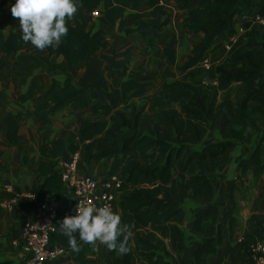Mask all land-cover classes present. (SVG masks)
Returning <instances> with one entry per match:
<instances>
[{
    "label": "trees",
    "instance_id": "16d2710c",
    "mask_svg": "<svg viewBox=\"0 0 264 264\" xmlns=\"http://www.w3.org/2000/svg\"><path fill=\"white\" fill-rule=\"evenodd\" d=\"M162 1L79 0L77 8L83 5L85 11L91 13L103 5L105 14L99 19L107 26L123 31L127 25H132L134 28L127 33L139 32L150 45H154L155 40L146 28L162 29L168 24L169 18ZM174 1L183 9L192 0ZM255 13L264 15V0H205L203 7L190 11L182 25L202 36L194 44L190 58L182 69L195 67L221 32L227 30L233 36L235 17H250ZM158 14L166 16L160 25L150 21ZM11 17L10 11L0 13V54L6 57L13 55L16 60L17 66L12 69L21 78L20 87L16 89L17 102L22 105L37 99L34 109L23 108L5 118L6 138L8 144L14 146L19 142V129L27 120L36 118L40 122V130L49 128L58 114L64 111L77 113L90 106L98 94L92 83L82 80L76 84L72 78L63 81L53 79L50 88L41 95L36 91L38 85L22 93L20 88L26 84L27 77L41 67H46L48 74L67 72L68 64L89 62L109 43L101 40V31L87 29L83 14L75 13L70 21L66 20L68 32L59 46L47 48L50 55L62 56V62L51 63L49 57L30 54L16 56L19 51L29 49L31 44L21 40L19 22L16 30L7 33ZM245 28L229 58L216 67L215 84L197 85L186 79H177L151 95L148 93L149 83L130 76L116 87L117 76L112 74L111 90L116 95L114 104H119L121 99L124 103L122 108L111 112L110 104L93 105L95 114L107 112L108 118L83 119L80 139L76 143L43 139L38 148L41 156V194L59 202L57 230L51 237V244L72 252V260L68 264H90L86 244L78 241L82 245L80 250H71L59 228L63 217L73 213V205L58 166L61 161H69L71 155L80 150L81 143L85 146L87 164L111 161L106 169L109 168V173L119 174L125 181L120 208L121 223L130 226V232L126 233L129 251L126 254L110 251L104 264H107L108 258L116 256L113 264H179L175 254L181 250L185 211L175 198L179 187L174 171L186 149L200 144L187 157L185 164V190L198 204L194 227L207 238L195 253L196 263L206 264L208 255L216 253L218 243L223 240V226L219 220V206L213 202V178L217 168L245 139L239 123L254 120L256 114L264 115V28L251 25L249 21L245 23ZM164 51L175 63V50L167 47ZM5 66H8L7 63L2 62L0 68ZM125 75L124 68L120 76ZM237 82L244 84L246 91L244 100L236 109L235 121L227 110L231 106L232 87ZM135 97H140L141 103L132 101ZM218 121L220 140L206 142L212 124ZM263 158L264 134L250 156L256 168V177L264 171ZM250 167L251 164H246L243 172ZM251 218L257 219L255 216ZM233 222L231 220L230 225ZM251 241L237 244L236 249L247 247L248 253Z\"/></svg>",
    "mask_w": 264,
    "mask_h": 264
},
{
    "label": "crops",
    "instance_id": "0c3cea01",
    "mask_svg": "<svg viewBox=\"0 0 264 264\" xmlns=\"http://www.w3.org/2000/svg\"><path fill=\"white\" fill-rule=\"evenodd\" d=\"M205 0H192L186 8H179L174 0H163L162 4L167 12L169 22L162 29L147 27L146 31L151 35L155 43L150 45L139 32L127 33L134 26L127 25L123 31L110 28L100 17H94L85 11L84 6L77 8L76 13L83 14L87 22V29L92 32L101 31L100 38L108 42V46L100 49L89 62L68 64V71H55L52 74L46 72V67L37 69L27 77L26 84L21 86L22 93L28 91L34 85H38L37 94L46 92L53 79L65 80L72 78L76 84L86 80L95 85L98 90L97 96L90 106L78 111L80 119L71 123L68 118L58 120L59 128L55 127L53 119L51 127L40 130V122L36 118L27 120L19 129V142L12 146L8 144L4 121L5 118L22 110L23 108L34 109L37 99L29 100L22 105L17 102L16 89L20 87L21 78L14 73L16 60L11 55L6 57L0 54V201L13 202L12 208L0 207V264H23L24 254L21 249L23 230L27 223L32 222L36 216L37 205L46 194H41V175L39 174V161L41 159L39 146L44 138L63 139L66 142H78L80 139V125L83 119H102L108 117V113L95 114L92 108L95 104H110L111 112L123 107V101L114 104L116 95L112 93V74L117 76L115 86L133 76L140 82L149 83L148 93L157 94L163 85L177 79H186L197 85L215 84L217 79L216 67L229 58L233 48L229 51L223 49V45L238 38L247 22L246 17H235V34L230 36L227 30L221 32L216 38L214 45L205 53L200 62L193 68L183 70L182 67L189 60L194 44L202 34H196L182 25L183 20L190 11L203 7ZM12 0H0V13L9 11ZM100 16H104V6L99 8ZM75 14V13H74ZM73 18V17H72ZM166 16L158 14L150 21L160 25ZM7 33L14 31L18 25V18H10ZM222 46V49H221ZM173 48L176 52L175 63H172L165 53V48ZM33 55L35 57H49L50 62H62V56L50 55L47 48L38 50L34 46L19 51L16 56ZM15 56V57H16ZM207 61L211 67L205 68L203 62ZM23 64V63H22ZM126 69V75L120 76L121 70ZM114 86V87H115ZM244 84L234 83L231 92V106L227 114L237 121L236 109L244 100ZM83 112V113H82ZM84 117V118H83ZM254 120L240 122V129L245 133V139L234 149L228 160L222 163L216 170L213 178L214 199L219 206V220L223 226V240L218 243L216 253L209 254L206 264H251L246 253V248L237 250V244L261 241L264 243V171L256 177V168L252 165L250 156L254 152L261 136L264 134V115L256 114ZM220 121L212 124L206 142L220 140ZM70 127H74L73 130ZM200 145L188 147L184 156L178 160L175 166L174 179L178 183L179 193L175 198L180 202L185 218L182 223L183 240L181 250L175 254V260L179 264H197L195 253L199 246L206 241V237L198 233L194 227V215L198 209L196 204L187 195L185 190V164L187 157ZM84 144H80L79 165L80 174L101 176L109 173L107 166L111 161L87 164L85 161ZM264 159V158H263ZM246 164L251 167L243 172ZM5 186H12L10 191ZM32 193L33 198H27L24 194ZM123 195V194H122ZM119 207L116 212L122 216ZM255 216L257 219H252ZM231 220L235 221L230 225ZM249 243V244H250ZM250 244V245H251ZM90 264H104L110 251L100 244H86ZM250 247V246H249ZM116 257L107 259V264H113ZM72 260V254L61 255L56 259L44 264H68Z\"/></svg>",
    "mask_w": 264,
    "mask_h": 264
},
{
    "label": "clouds",
    "instance_id": "9594fccd",
    "mask_svg": "<svg viewBox=\"0 0 264 264\" xmlns=\"http://www.w3.org/2000/svg\"><path fill=\"white\" fill-rule=\"evenodd\" d=\"M79 0H15L9 11L18 18L21 40L38 50L56 48L67 35L68 24L77 11ZM68 247L79 251L83 244L104 245L109 251L126 254L130 226L121 223L120 214L110 206L76 203L71 215L59 223Z\"/></svg>",
    "mask_w": 264,
    "mask_h": 264
},
{
    "label": "built area",
    "instance_id": "2783aa9c",
    "mask_svg": "<svg viewBox=\"0 0 264 264\" xmlns=\"http://www.w3.org/2000/svg\"><path fill=\"white\" fill-rule=\"evenodd\" d=\"M94 17L100 16L98 9L91 12ZM251 25L264 28V15L255 13L252 16H245ZM246 29V28H245ZM244 30V29H243ZM239 37L230 43L223 45L224 50H231L238 43ZM205 68L211 65L203 62ZM80 155L78 152L71 155L69 161H61L58 169L63 181L66 183L67 195L71 199L73 211L76 203H93L97 206L108 205L114 211L118 210L119 201L123 194L124 179L117 173H103L95 175L80 174ZM12 191V186H5ZM27 198H33L34 194L25 193ZM13 202L0 201L1 208H12ZM57 200L50 199L46 194L37 205L36 216L32 222L25 225L21 249L24 254L23 264H44L57 257L67 254L63 247L53 246L51 237L56 232L58 218ZM247 256L252 264H264V243L256 241L248 248Z\"/></svg>",
    "mask_w": 264,
    "mask_h": 264
},
{
    "label": "rangeland",
    "instance_id": "374dc122",
    "mask_svg": "<svg viewBox=\"0 0 264 264\" xmlns=\"http://www.w3.org/2000/svg\"><path fill=\"white\" fill-rule=\"evenodd\" d=\"M259 27V26H258ZM259 28H262V27H259ZM262 30V29H261ZM246 31V29L244 28V30L242 31V33H244ZM241 33V34H242ZM239 41V40H238ZM132 101H135V102H137V103H141V99H140V97H135V98H133L132 99ZM78 113V112H77ZM77 113H74V114H72L71 112H68V111H64V112H62V113H60L59 115H58V119H55L54 120V123H55V127H57V128H59V126L58 125H56V124H58V120L60 119V121H63V119H64V121L66 120V119H68V118H70L71 119V123L72 124H74L75 123V120H79L80 119V117L79 118H76L77 117ZM83 113V112H82ZM84 118V117H83ZM108 117H106V119H107ZM53 125V124H52ZM73 128L74 127H70V129L71 130H73ZM60 129V128H59ZM47 139H49V140H52L53 138H50V137H48ZM104 163H105V161H104Z\"/></svg>",
    "mask_w": 264,
    "mask_h": 264
},
{
    "label": "water",
    "instance_id": "95a60500",
    "mask_svg": "<svg viewBox=\"0 0 264 264\" xmlns=\"http://www.w3.org/2000/svg\"><path fill=\"white\" fill-rule=\"evenodd\" d=\"M69 254L71 255V254H72V252H69Z\"/></svg>",
    "mask_w": 264,
    "mask_h": 264
}]
</instances>
